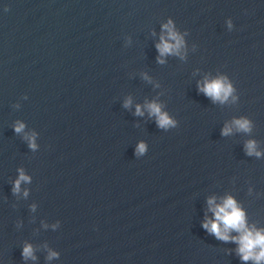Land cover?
<instances>
[{"label": "clouds", "instance_id": "9594fccd", "mask_svg": "<svg viewBox=\"0 0 264 264\" xmlns=\"http://www.w3.org/2000/svg\"><path fill=\"white\" fill-rule=\"evenodd\" d=\"M231 27V22H229ZM162 34L160 42L156 45L160 54L158 62L163 63V59L160 57L166 54H181V49L184 47L183 37L175 30L172 20H169L166 24L162 25ZM147 79V76H145ZM199 91L204 93L207 97L211 98L213 102L219 101L224 103L233 93V87L228 82L226 77H217L209 80L205 78L202 84L198 85ZM131 99H127L124 102V107H129ZM144 108L147 109L150 116L156 118L157 126L161 129H168L176 126V121L169 117V115L162 111V106L153 101L146 103ZM136 115H143V111L140 105L136 107ZM233 127L237 131L249 132L251 131V123L248 119L239 118L234 119L231 125H225L221 134L228 136L232 133ZM25 125L22 122H17L14 126V131L19 134L24 131ZM24 138L28 141V145L32 150L37 148L35 143V134H25ZM146 151V144L140 142L136 148V155L139 157ZM246 152L248 155L260 156L261 153L256 150V142L249 140L246 143ZM19 176L13 184V193L19 194L21 192V183H29L30 177L24 173L23 169H19ZM24 196L27 197L28 191L24 190ZM209 211L213 213L212 219H205L203 222V228L210 234H213L217 239L228 242L232 241L238 245L237 254L241 260L247 262L249 260L254 261L255 264H261L264 262V229L258 230L254 226L249 227L246 223L245 212L240 208L235 199L231 196L225 197L221 203L217 204L215 198L208 199ZM34 208V206H33ZM231 232H236L238 235L231 236ZM58 254L50 252L49 259L56 257ZM24 259H35L33 255V247L30 244H26L22 251Z\"/></svg>", "mask_w": 264, "mask_h": 264}]
</instances>
